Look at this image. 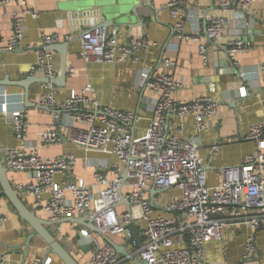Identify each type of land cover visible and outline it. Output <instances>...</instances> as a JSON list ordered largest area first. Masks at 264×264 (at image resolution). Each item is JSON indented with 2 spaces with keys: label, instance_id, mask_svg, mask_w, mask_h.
<instances>
[{
  "label": "built area",
  "instance_id": "2783aa9c",
  "mask_svg": "<svg viewBox=\"0 0 264 264\" xmlns=\"http://www.w3.org/2000/svg\"><path fill=\"white\" fill-rule=\"evenodd\" d=\"M255 1L215 0L219 14L207 19V41L215 43L223 32L227 24L225 13L249 15ZM12 2H17L21 10L11 15L12 33L6 42L0 43V51L32 50L31 45L24 43L25 17L37 19L39 14L28 7L27 0H0V7ZM188 4L189 0H171L166 10L173 20L176 39L198 43L199 37L185 31L187 19L193 17ZM59 41L56 34H42L37 59L28 69L30 75L39 74L47 80L38 106L49 110L51 123L40 135L38 144H59L64 139L60 133L63 130L73 145L85 151L108 150L114 162L108 167L101 163L94 166L90 184L83 180L57 182V176L67 177L74 170L77 163L74 155L44 158L34 143L4 149L7 172L32 177L31 182L17 184V192L33 198L48 221L94 215V226L109 237L128 234V226L135 223L140 242L130 240L129 244L146 264H213L206 260L205 245L221 240L227 226L245 225L253 232L264 231V119L253 123L244 137L254 150L239 164L224 168L221 183L210 187L199 144L192 138L181 137V131L170 133L167 117L173 109L178 117H191L196 133L200 134L218 113L219 103L215 99L201 96L175 105L173 95L182 84L173 75L174 63L163 57L160 68L144 83L155 96L152 118L143 135L135 136L138 115L103 106L91 85L78 92L71 91L61 101L56 99L54 57L48 47ZM79 42V57L87 64L136 62L140 52L157 46L145 38L119 43L114 35L109 36L102 29L83 32ZM225 50L238 71L241 67L236 56L248 52L250 45L238 39L228 43ZM198 53L206 66L207 48L199 45ZM259 69L264 71V62ZM238 74L244 77L243 72ZM11 116L15 139L24 141L29 126L27 112L22 110ZM237 140L229 138L227 142ZM167 189L178 191V195L162 208L163 212L154 209L150 205V190L156 195ZM120 194L128 207L120 202ZM6 221L0 207V227ZM89 251L87 264H120L119 255L106 243H95ZM255 253L254 237L250 236L240 264H246ZM0 264L8 263L0 257ZM31 264H52V259L39 256Z\"/></svg>",
  "mask_w": 264,
  "mask_h": 264
},
{
  "label": "crops",
  "instance_id": "0c3cea01",
  "mask_svg": "<svg viewBox=\"0 0 264 264\" xmlns=\"http://www.w3.org/2000/svg\"><path fill=\"white\" fill-rule=\"evenodd\" d=\"M122 0H27L29 8L34 9L39 17H25L27 27L24 43L32 50H19L18 53L0 54V81L8 76L9 81L30 78L33 82L44 79L41 75L29 74V66L37 59L41 47V35L56 34L60 41L57 49L65 47L67 75L65 80L59 77L62 69V56L58 50L52 51L56 71L54 92L57 100L69 96L71 91L78 92L91 85L97 99L103 106L122 112L137 114L139 120L134 125V135L141 136L152 118V106L155 96L144 83L157 70L163 57L174 63L173 75L182 87L173 95L175 105L187 103L201 96H209L219 103L217 115L207 123L205 131L197 134L191 117H178L174 109L168 113L167 127L170 133L181 131V137L194 139L200 146L199 155L206 170V182L210 187L217 186L222 180V170L239 164L244 156L254 150L252 143L244 140L249 127L264 119V71L259 69L264 62V0H256L249 15L238 12L225 13L227 24L215 43L207 41L205 28L207 19L218 15L215 0H189L188 10L193 14L185 23V31L199 37V42L178 41L173 31V20L166 5L171 0H135L138 6V19L132 18L128 27L116 28L107 25L104 32L114 35L119 43L128 39L145 38L157 43L147 52L138 54V61L123 63H85L80 57L79 36L89 29H99L109 9L116 7ZM92 6L81 8L82 4ZM129 8L130 5H125ZM85 9L83 12H78ZM21 6L12 2L0 7V43L6 42L12 33L11 15L19 13ZM69 38V39H68ZM243 40L250 45L248 52L236 56L241 69L233 66L227 57L228 43ZM199 45L207 48L208 62L205 66L198 53ZM244 73L241 78L238 72ZM239 88H244L239 91ZM45 91L44 85L32 83L28 89L29 103L25 107L24 90L13 86H0V161L4 167V149L27 146L34 143L39 154L44 158L72 154L77 163L67 177L57 176L56 181L93 182L94 166L114 162L108 150L85 151L73 145L65 131L60 130L64 139L56 145L38 144L40 135L51 123V117L45 108L38 106L39 95ZM26 111L29 126L24 141L15 139L11 127L12 113ZM238 139L228 143L227 139ZM217 150H212L213 147ZM5 168V167H4ZM9 183L17 192L19 183L31 182L32 177L23 173L7 172ZM18 193L23 205L39 219L48 221L39 204L31 197ZM178 191L167 189L155 195L154 204L162 211ZM0 207L7 221L0 227V257L8 264H31L36 257H46V246L39 237H35L25 253V239L32 233L27 223L23 222L15 209L2 194L0 187ZM135 212V209H133ZM140 239L137 225L134 223ZM48 232L59 242L77 264H87L89 250L95 243L103 244L98 235H92L94 243L89 242L87 229L73 223H62L46 227ZM84 234L80 243L76 235ZM254 237L256 253L246 264H264V231L253 232L245 225H230L222 232L219 241L206 243V260L213 264H240L244 245L248 237ZM118 246H124L127 255L142 262L134 247L127 243L124 235L111 236ZM119 255V254H118ZM52 264H63L57 257L49 255ZM120 264H135L119 255Z\"/></svg>",
  "mask_w": 264,
  "mask_h": 264
},
{
  "label": "water",
  "instance_id": "95a60500",
  "mask_svg": "<svg viewBox=\"0 0 264 264\" xmlns=\"http://www.w3.org/2000/svg\"><path fill=\"white\" fill-rule=\"evenodd\" d=\"M135 0H122L116 2V7H112L109 9V13H106V16L108 18H105L102 25L99 29L105 30L107 28V25H114L116 28L121 27H128L130 25V22L132 18L138 19V13L137 9L138 6H133L132 2ZM125 5H130L129 8H126ZM92 6V3L88 4H82L81 8ZM85 9H80L78 12H83ZM139 20V19H138ZM57 45V44H56ZM56 45L49 46L48 49L51 51L58 50V52L62 56V69L61 74L59 77V81L65 80V77L67 75L66 71V61H65V47L66 45H62L60 48L57 49ZM58 46V45H57ZM9 52H15L18 53L19 49H14ZM8 52L0 51V54H4ZM32 83H39V84H46L47 80L44 78L43 80L40 79V81L33 82L30 78H26L24 80L20 81H9L8 76H4V78L0 81V86H13V87H19L24 90V101H25V107L28 108L27 104L28 101V89L29 86ZM53 84L55 85L54 81ZM46 109V108H45ZM49 112L48 109H46ZM34 176V175H33ZM125 178V176H123ZM0 187L2 190V194L6 197L10 205L15 209V211L18 213L20 219L27 223V225L31 228L32 233L28 235L25 239V243L22 247L25 249V253L27 252L30 242L35 238L39 237L42 242L45 244L47 250L46 255H53L57 257L63 264H77L76 261L66 252V250L59 244V242L48 232L46 227L54 226V225H60L62 223H73L77 224L80 227H84L87 229L88 232V240L92 244L94 243V238L92 235H98V237L105 242L106 244L110 245L115 249L117 254L122 255L124 257H127V254L125 252L124 246H118L113 242L111 237L103 235L100 233V231L94 226L93 221L95 219L94 215H86L81 218H65L59 221L50 222L45 221L42 219H39L36 217L32 212L27 210V208L23 205L20 198L18 197V193L12 188L11 184L9 183V179L7 176V170L2 166L0 161ZM151 200L150 205L154 209H158L159 207L154 204L153 195H155V192L153 190H150ZM120 202H123L127 207L129 206L128 202L123 198V196L119 195ZM127 238V243L130 240H135L137 243L140 242V239L138 237V232L136 230V227L134 224H131L128 226V234L124 235ZM77 240L82 243L84 239V234L78 233L76 235ZM131 261H133L135 264H146L145 262H140L136 258H131Z\"/></svg>",
  "mask_w": 264,
  "mask_h": 264
}]
</instances>
